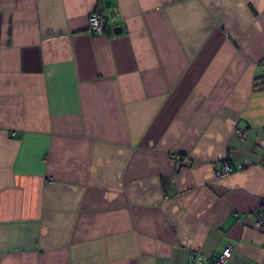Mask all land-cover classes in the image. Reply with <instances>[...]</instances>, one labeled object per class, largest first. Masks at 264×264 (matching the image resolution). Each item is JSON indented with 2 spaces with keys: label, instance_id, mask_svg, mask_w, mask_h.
<instances>
[{
  "label": "crops",
  "instance_id": "0c3cea01",
  "mask_svg": "<svg viewBox=\"0 0 264 264\" xmlns=\"http://www.w3.org/2000/svg\"><path fill=\"white\" fill-rule=\"evenodd\" d=\"M260 207L264 0H0V264H261Z\"/></svg>",
  "mask_w": 264,
  "mask_h": 264
},
{
  "label": "built area",
  "instance_id": "2783aa9c",
  "mask_svg": "<svg viewBox=\"0 0 264 264\" xmlns=\"http://www.w3.org/2000/svg\"><path fill=\"white\" fill-rule=\"evenodd\" d=\"M90 20V27L89 30L92 33H95L97 35H103L105 30V24H106V18L103 14H100L98 12H92L89 16ZM242 138H244L247 134V131L241 130L239 132ZM172 157H176V154H172ZM238 168H242V165H237ZM233 171L232 165L225 161L222 166L216 171V176H224L228 175ZM254 221L255 226L257 228L264 227V207H260L258 210L254 212ZM232 248L230 246H226L221 254L210 264H225L228 258L231 256ZM261 264H264V260H262Z\"/></svg>",
  "mask_w": 264,
  "mask_h": 264
},
{
  "label": "water",
  "instance_id": "95a60500",
  "mask_svg": "<svg viewBox=\"0 0 264 264\" xmlns=\"http://www.w3.org/2000/svg\"><path fill=\"white\" fill-rule=\"evenodd\" d=\"M117 30H120V29H117Z\"/></svg>",
  "mask_w": 264,
  "mask_h": 264
}]
</instances>
